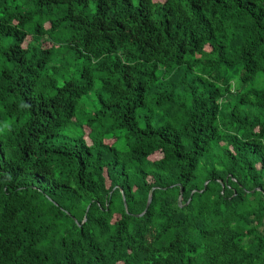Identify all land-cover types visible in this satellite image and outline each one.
<instances>
[{
  "label": "trees",
  "instance_id": "1",
  "mask_svg": "<svg viewBox=\"0 0 264 264\" xmlns=\"http://www.w3.org/2000/svg\"><path fill=\"white\" fill-rule=\"evenodd\" d=\"M0 264H264V0H0Z\"/></svg>",
  "mask_w": 264,
  "mask_h": 264
},
{
  "label": "water",
  "instance_id": "2",
  "mask_svg": "<svg viewBox=\"0 0 264 264\" xmlns=\"http://www.w3.org/2000/svg\"><path fill=\"white\" fill-rule=\"evenodd\" d=\"M205 184H206V183H205ZM180 191L182 192V188L180 189ZM150 200H151V197L149 196L148 201H147V204H146V208H147V206L149 205ZM124 205L126 206L125 199H124ZM146 208H145V209H146ZM144 211H145V210H144Z\"/></svg>",
  "mask_w": 264,
  "mask_h": 264
}]
</instances>
